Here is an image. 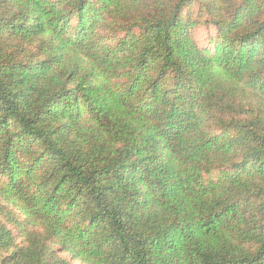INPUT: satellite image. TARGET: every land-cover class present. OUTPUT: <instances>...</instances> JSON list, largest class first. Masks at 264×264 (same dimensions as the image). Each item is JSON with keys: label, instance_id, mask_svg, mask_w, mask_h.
I'll list each match as a JSON object with an SVG mask.
<instances>
[{"label": "trees", "instance_id": "16d2710c", "mask_svg": "<svg viewBox=\"0 0 264 264\" xmlns=\"http://www.w3.org/2000/svg\"><path fill=\"white\" fill-rule=\"evenodd\" d=\"M0 264H264V0H0Z\"/></svg>", "mask_w": 264, "mask_h": 264}, {"label": "rangeland", "instance_id": "374dc122", "mask_svg": "<svg viewBox=\"0 0 264 264\" xmlns=\"http://www.w3.org/2000/svg\"><path fill=\"white\" fill-rule=\"evenodd\" d=\"M214 32L215 29L213 27L202 24L198 25V27L193 30V36L198 41L199 45L208 46L211 45L209 39L214 35Z\"/></svg>", "mask_w": 264, "mask_h": 264}]
</instances>
